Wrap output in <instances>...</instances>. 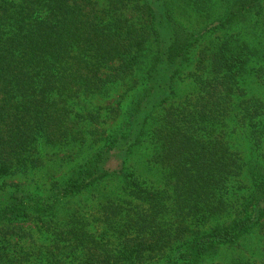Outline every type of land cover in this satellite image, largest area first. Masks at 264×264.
Segmentation results:
<instances>
[{"label":"trees","instance_id":"trees-1","mask_svg":"<svg viewBox=\"0 0 264 264\" xmlns=\"http://www.w3.org/2000/svg\"><path fill=\"white\" fill-rule=\"evenodd\" d=\"M253 83L264 0H0V264H264Z\"/></svg>","mask_w":264,"mask_h":264},{"label":"rangeland","instance_id":"rangeland-1","mask_svg":"<svg viewBox=\"0 0 264 264\" xmlns=\"http://www.w3.org/2000/svg\"><path fill=\"white\" fill-rule=\"evenodd\" d=\"M179 88L180 89H179V92L177 95V100L183 98L184 96L192 93L195 90L194 84L189 79L185 80L182 83V85H180ZM248 88H249L248 90L250 93L256 94V95L264 98V85H262L260 83H253ZM235 140H236L239 148L243 151V153H246L247 152L246 148L248 147L247 141L243 137H240V136H237L235 138ZM43 174H44V170L40 173V175L38 177H36V179L41 177ZM32 180H33L32 176H29V177L26 176L25 177L22 175H18V176H1L0 175V194H3V192H4L3 190L10 188V186H9L10 184L22 182V183L26 184L27 186H30L31 184H34ZM86 209H88V208L86 207ZM50 232H53V229H51ZM37 235H39V236L41 235L40 231H37ZM259 239H260V237H258V235L253 234L246 239L245 243H248V246H250V247L256 248L258 246ZM254 248H252V250Z\"/></svg>","mask_w":264,"mask_h":264}]
</instances>
